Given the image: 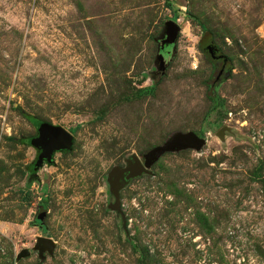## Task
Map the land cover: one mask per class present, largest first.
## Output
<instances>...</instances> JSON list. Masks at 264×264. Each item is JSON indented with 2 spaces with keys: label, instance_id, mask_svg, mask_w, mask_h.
Wrapping results in <instances>:
<instances>
[{
  "label": "rangeland",
  "instance_id": "1",
  "mask_svg": "<svg viewBox=\"0 0 264 264\" xmlns=\"http://www.w3.org/2000/svg\"><path fill=\"white\" fill-rule=\"evenodd\" d=\"M40 122L73 140L38 165ZM0 264H264V0H0Z\"/></svg>",
  "mask_w": 264,
  "mask_h": 264
},
{
  "label": "water",
  "instance_id": "2",
  "mask_svg": "<svg viewBox=\"0 0 264 264\" xmlns=\"http://www.w3.org/2000/svg\"><path fill=\"white\" fill-rule=\"evenodd\" d=\"M180 28L176 21L169 20L166 23L163 37L159 40L160 48L164 50L166 47H172L175 45ZM201 48L213 59H222L223 63L219 69L215 81H217L221 74L224 72L225 66L228 63L226 55L222 53H216L218 51L217 46L212 42L211 35L206 33L201 41ZM161 57V55H160ZM226 70L225 72H227ZM38 135L32 138V143L42 148V152L38 156L37 164H42V160L52 162V154L58 150L69 149L72 145V134L60 125L50 124L48 122H40L37 125ZM205 142L204 137H200L193 131L185 133H177L173 139L166 141L162 146H156L152 149L153 155L150 156L145 162L137 156H133L131 160L127 162L126 166H116L111 171V177L113 178V192L116 197V205L118 202V187L121 185V180H129L132 177L140 176L143 173L149 172V167L159 158V156L166 150H182L188 147L199 149ZM45 208L40 205L39 211L36 216V220L41 224L42 219L45 216ZM54 243L49 237H38L36 240L35 248L38 250V254L42 255L45 251L51 252L53 250ZM29 254L28 249H23L19 253V257H24Z\"/></svg>",
  "mask_w": 264,
  "mask_h": 264
},
{
  "label": "flooded vegetation",
  "instance_id": "3",
  "mask_svg": "<svg viewBox=\"0 0 264 264\" xmlns=\"http://www.w3.org/2000/svg\"><path fill=\"white\" fill-rule=\"evenodd\" d=\"M168 48L169 47H166L165 49H164V52H167L168 51ZM204 51H206V50H204ZM216 53H220V51H217ZM215 60H217V61H219V64H220V68H221V66H222V63H223V61H222V59H215ZM228 64V63H227ZM227 64H226V66H225V69H226V67H227ZM219 68V69H220ZM217 75V74H216ZM222 75V74H221ZM221 77V76H220ZM215 78H216V76H215Z\"/></svg>",
  "mask_w": 264,
  "mask_h": 264
},
{
  "label": "trees",
  "instance_id": "4",
  "mask_svg": "<svg viewBox=\"0 0 264 264\" xmlns=\"http://www.w3.org/2000/svg\"><path fill=\"white\" fill-rule=\"evenodd\" d=\"M37 224H40L38 220H35Z\"/></svg>",
  "mask_w": 264,
  "mask_h": 264
}]
</instances>
